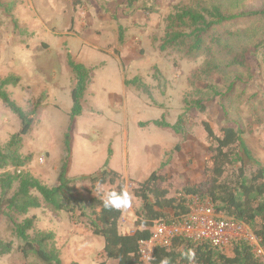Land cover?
I'll return each mask as SVG.
<instances>
[{
  "label": "rangeland",
  "instance_id": "374dc122",
  "mask_svg": "<svg viewBox=\"0 0 264 264\" xmlns=\"http://www.w3.org/2000/svg\"><path fill=\"white\" fill-rule=\"evenodd\" d=\"M212 0H138L135 9L127 0H82L74 10L72 0H1L11 9L12 18L0 8V79L10 74L21 78L9 86L11 98L30 111L44 94L37 122L24 137L22 154L32 156L23 169L49 187L59 185L61 167L67 157L65 138L73 136L68 172L78 188L91 189L90 177L100 173L109 150L111 170L125 182L132 206L123 210L120 231L136 230L137 211L142 203L135 197L137 185L156 171L172 185V196L187 185L205 180L204 168L210 158L211 142L204 130L209 123L217 135L226 120L243 131V137L264 166V49L251 56L250 50L264 42V19L239 18L216 31L225 37L216 41L213 52L187 56L178 51H162L166 20L183 4L210 6ZM232 15L264 11V0H229ZM120 28L125 44L120 45ZM93 70L84 114L70 130L72 72L67 51ZM247 53L249 63L241 68L233 57ZM209 54L210 56H208ZM209 62L210 75H199ZM218 65L219 69L213 70ZM141 80L139 86L129 83ZM142 86H146L142 89ZM209 86L227 93L214 97ZM149 90V94H147ZM212 99L202 114L188 101ZM192 106V105H191ZM166 117L175 125L183 119L185 133L153 125ZM20 120L0 101V142L7 145L19 131ZM114 186H97L104 199ZM209 201L201 202L208 208ZM36 230L53 233L63 264H101L104 239L67 213L47 207L32 210ZM217 221L225 219L212 215ZM0 238L14 240L6 216L0 217ZM232 244L223 250L231 255ZM152 246H143V264H150ZM0 264H40L24 260L20 253L1 257ZM106 264H118L107 261Z\"/></svg>",
  "mask_w": 264,
  "mask_h": 264
},
{
  "label": "trees",
  "instance_id": "16d2710c",
  "mask_svg": "<svg viewBox=\"0 0 264 264\" xmlns=\"http://www.w3.org/2000/svg\"><path fill=\"white\" fill-rule=\"evenodd\" d=\"M129 7L135 9L138 0H127ZM229 0H212L210 6L199 7L183 4L168 19L166 33L160 46L162 51L172 50L187 56L199 55L206 51L213 52L217 40L225 37L216 30L239 18L264 19V11L232 15L228 6ZM74 10L82 6V0H72ZM7 17L12 18L15 29L23 35L17 21L1 3ZM120 45L125 44V32L120 28ZM264 49V42L253 47L248 55H256ZM247 53L233 57L235 66L244 68L249 60ZM210 56L209 54H207ZM211 58L205 62L206 68L199 75H210L208 67ZM67 62L72 72L73 88L71 92L72 109L70 113V130L73 131L76 120L84 114L85 97L92 80L93 70L78 62L67 51ZM219 69L215 65L213 70ZM21 78L10 74L0 79V101L20 120L19 131L14 134L7 145L0 142V217L6 216L11 226L14 240L0 238V256H8L14 252L21 254L24 260L36 259L40 264H63L61 254L55 244L53 233L36 230V218H26L32 210L47 207L55 212L67 213L87 225L95 236L104 239L103 256L107 261L118 264H143L142 245L150 242L156 224L168 226L185 221L192 213L191 198L210 201L214 213L225 220H233L247 226L264 247V166L256 159L248 147L243 131L228 122V114L224 110V126L217 135L209 123H204V130L211 142L210 158L206 161L205 180L197 185H187L172 196L173 187L166 176L160 171L153 172L148 179L139 183L134 190L135 197L142 205L137 211L136 230L132 235L120 231L123 210L117 211L103 207L104 197L97 193V186L111 185L110 191L125 190V182L121 176L111 170L112 151L100 173L90 177L91 189L78 188L76 183L67 178L72 155L73 136L68 133L65 138L67 157L64 160L59 177V185L49 187L40 179L23 169L31 162L32 156L22 154L24 137L37 122L38 114L46 96L43 94L30 111L21 108L9 95L7 87L18 86ZM141 80L135 79L129 84L139 86ZM145 89L146 86H142ZM214 97H223L221 93L209 86ZM150 95L149 90L146 91ZM212 99L188 101L191 108L206 114ZM192 105V106H191ZM184 117H180L175 125H171L165 116L159 120L143 124L153 125L160 129H171L182 135ZM231 255L213 245L206 239L196 240L184 236H176L170 246H157L152 254L150 264H161L167 257L170 264H190L182 253L188 249L195 250V260L191 264H264L256 256L253 247L246 241H235L230 246Z\"/></svg>",
  "mask_w": 264,
  "mask_h": 264
},
{
  "label": "built area",
  "instance_id": "2783aa9c",
  "mask_svg": "<svg viewBox=\"0 0 264 264\" xmlns=\"http://www.w3.org/2000/svg\"><path fill=\"white\" fill-rule=\"evenodd\" d=\"M201 202L204 201L191 198L192 213L182 223L172 226L156 224L153 239L142 245V254L144 255V245L152 246L150 254L152 257L157 246L168 247L173 238L184 236L196 240H209L222 250L235 241H246L252 245L256 256L264 262V247L247 226L233 220H215L212 218V215H216L212 204L210 203L208 208H203Z\"/></svg>",
  "mask_w": 264,
  "mask_h": 264
},
{
  "label": "clouds",
  "instance_id": "9594fccd",
  "mask_svg": "<svg viewBox=\"0 0 264 264\" xmlns=\"http://www.w3.org/2000/svg\"><path fill=\"white\" fill-rule=\"evenodd\" d=\"M106 198L103 200V207L105 209H112L121 211L132 206V196L125 190L121 189L118 191H109L105 193ZM183 256L187 258L190 262L195 260V250L188 249L186 252L182 253ZM161 264H170V261L167 257L161 260Z\"/></svg>",
  "mask_w": 264,
  "mask_h": 264
},
{
  "label": "crops",
  "instance_id": "0c3cea01",
  "mask_svg": "<svg viewBox=\"0 0 264 264\" xmlns=\"http://www.w3.org/2000/svg\"><path fill=\"white\" fill-rule=\"evenodd\" d=\"M135 232V231H134ZM134 232H132V233H130V234H125V235H132V234H134Z\"/></svg>",
  "mask_w": 264,
  "mask_h": 264
}]
</instances>
